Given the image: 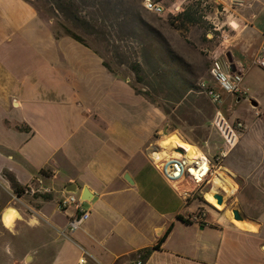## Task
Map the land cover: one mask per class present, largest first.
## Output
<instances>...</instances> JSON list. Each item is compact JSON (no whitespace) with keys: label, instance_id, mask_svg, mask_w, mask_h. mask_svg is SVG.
<instances>
[{"label":"crops","instance_id":"obj_1","mask_svg":"<svg viewBox=\"0 0 264 264\" xmlns=\"http://www.w3.org/2000/svg\"><path fill=\"white\" fill-rule=\"evenodd\" d=\"M262 3L264 7V1L244 0L236 7L242 10L241 18L230 22L232 30L225 32V53L259 19L254 6ZM53 25L30 0H0V191L1 198L2 190L10 196L0 203V264L32 260L28 254L11 260L5 253L8 231H14L5 224L6 211L15 208L19 213L15 228L33 223L20 203L10 206L12 180L24 190L20 200L39 207L60 231L69 234L67 225L75 213L57 204L70 184L77 186L73 194L90 212L82 227L69 234V247L61 246L47 264H61L68 249L77 253L70 264L82 256L88 264H138L140 256L143 264H264L263 121L245 126L239 145L225 158L222 169L229 170L239 186L235 195H227V209L221 210L222 216L201 209L206 217L197 221L194 215L200 211L191 208L196 198L184 202L146 154L159 134L172 133L166 130L164 110L137 94L129 81L109 73L93 49L64 32L58 38ZM263 44L264 34L261 48ZM233 59L243 73L244 66ZM244 81L243 74V89ZM215 88L223 99V93L228 94ZM200 94L214 114L208 96ZM263 115L256 113L257 118ZM200 138L218 154L210 128ZM38 182L52 188L47 199H34L28 190ZM235 208L242 222L254 228L236 224ZM149 249L152 254L146 257Z\"/></svg>","mask_w":264,"mask_h":264},{"label":"rangeland","instance_id":"obj_2","mask_svg":"<svg viewBox=\"0 0 264 264\" xmlns=\"http://www.w3.org/2000/svg\"><path fill=\"white\" fill-rule=\"evenodd\" d=\"M30 1L42 15L54 22V26H56L59 32L66 33L64 27H67L73 33L82 36L90 47L96 49L107 60L117 76L129 81L135 91L142 93L143 96L154 102L155 105L161 107L165 113H168L169 116L166 122H168L169 127H166V130L172 133L166 134L169 140H165V143L169 145L171 142L170 148H182L185 144L193 145V143H197L202 145L201 147H205L210 152V156L213 157L217 152L213 151L212 147L204 143L200 138H203L210 128L213 136H215L214 140L213 138L211 140V145L221 150L223 147V142L220 139L221 133L217 128L210 127V122L213 118L212 107L204 95H201V92L197 90L199 82L204 78H208V56L205 55L204 48H209L214 56H219L221 50L225 48L220 41L217 44L208 41L209 38L206 34L208 24L200 23L177 29V27L172 25L175 16L168 10L163 15H156L142 10L144 24L142 26L137 24L133 28L137 32V39L141 42L140 45H133L137 51L138 59L143 65L142 76L145 80L140 83L136 75L127 66L118 63L115 59L114 48L112 46L96 36L89 35L88 31L85 30V23L66 19L53 5L54 0ZM175 1L177 0H165L169 10L175 4ZM195 1L179 0V4L182 3L185 8L187 4L191 5ZM236 7L222 3L220 0H208V20L218 27L221 32L230 33L232 30L230 22L238 21L241 18L242 10H238ZM254 9L259 14V19L254 22L253 27L246 29V33L243 32L240 38L235 40V47L232 46L230 50L233 52L236 64L241 63L244 66L243 74L245 75V81L243 86L245 89H248V94L241 97L240 101H237V96L223 93L224 99L219 107L230 123L244 122L245 126H249L256 120H262V124L264 125V115L259 118L256 116L257 112L264 111V69L256 64V60L260 56L264 57V53H261L260 49L264 34L263 3L256 4ZM90 11V9H83L81 16L89 17ZM240 31L241 26L235 34H238ZM238 43L240 44L239 47ZM128 44L132 46V44ZM122 45L124 46V50H128L125 47L126 44ZM237 47L238 49H236ZM207 81L209 85H216L212 79H208ZM189 86H194V89L186 93V88ZM250 98L258 101L260 106L257 110L251 108ZM233 101L234 103H232ZM183 114L194 118L190 123L198 121L197 123L200 125L198 127L188 126L182 119ZM262 130L264 132V128ZM179 135L185 141L177 140L175 136L180 137ZM224 161L221 163L222 167H224ZM53 187L56 189V186ZM44 188H49L51 192L45 191ZM28 190L33 194L34 199L53 194V190L48 184L44 185L43 183L40 184V182L37 183L36 187L28 188ZM207 191H209V188H205L203 193ZM240 194L246 196L247 191H242ZM240 194L238 195L239 197ZM76 195L78 196V194ZM9 197V194L2 190L0 203ZM12 198L14 201L10 206L17 208L20 206L18 203H20L28 211L30 217H27V219H32L33 223L31 222L28 225L27 222H24L25 226H17L13 232L8 231V243L5 253L9 259H15L14 257L22 259L28 254V256L32 257V260L27 261L25 259L21 263L17 259L18 262L16 263L47 264L48 258L53 260L58 255L61 246L66 244L69 247L70 232L69 234L66 232L67 236L63 235V231L58 230V227L40 213L39 207L37 208L36 206H31V204L22 202L16 194H11ZM205 201L196 198L192 202L191 208L197 212L202 209L222 216L220 209L208 201V203H205ZM227 205H229L228 199L226 200L224 209H227ZM45 242L51 243L49 245ZM62 255L63 260L61 264H70L77 253L74 250L68 249L66 252L63 251ZM33 261L35 262L33 263Z\"/></svg>","mask_w":264,"mask_h":264},{"label":"built area","instance_id":"obj_3","mask_svg":"<svg viewBox=\"0 0 264 264\" xmlns=\"http://www.w3.org/2000/svg\"><path fill=\"white\" fill-rule=\"evenodd\" d=\"M220 1L227 2L231 6H239L244 3V0ZM254 1L262 2L264 0ZM142 4L146 11L156 15H163L168 10L172 15L177 16L184 11V6L182 3L179 4V0L175 1V4H173L170 10L165 0H143ZM216 29L219 30L218 27H216ZM208 38H213V34H208ZM220 39L222 46L226 47V44L229 42L228 34L222 32ZM226 49L227 48L224 49L221 55L212 58L209 68V78L200 83L202 91L208 96L215 107L211 125L217 128L223 137V147L218 154L211 157L210 152L207 151L205 147L198 145H192L187 149L181 147L172 149L163 145L165 140L168 139V137L163 136V134L158 135V143L151 144L146 150L147 157L152 166L186 203L198 196L205 199V202L208 201L205 195L206 192L203 193V190L209 188V191H211L214 188L216 172L222 168L221 163L229 155L231 150L237 146L240 140V134L243 129H245V125L242 122L230 123L219 108L223 102V96L222 93L215 88L216 86L228 94L236 96L248 94V90L242 88L243 73L238 70L233 71L232 65L225 56ZM206 52H208V50H206ZM261 53H264V44L261 48ZM256 64L264 69V57L260 56L256 60ZM208 79H212L216 85H209ZM40 184H42V182H40ZM44 190L51 192L49 188H44ZM216 193H220L226 197V193H224L221 188H218V192ZM57 204L60 210L71 208L75 210L74 215L67 225L70 234L78 231L90 218V212L83 208L82 201L78 200L73 193H66L64 197L58 200ZM194 217L195 220L202 221L205 219L206 214L200 211L197 215H194ZM62 234L67 236L65 231H63ZM77 264H88L85 256L80 257ZM138 264H143L142 256L139 257Z\"/></svg>","mask_w":264,"mask_h":264},{"label":"trees","instance_id":"obj_4","mask_svg":"<svg viewBox=\"0 0 264 264\" xmlns=\"http://www.w3.org/2000/svg\"><path fill=\"white\" fill-rule=\"evenodd\" d=\"M143 0H54L53 5H55L56 9L63 14L66 19H70L74 22H83L85 23V30L88 31L89 35L96 36L103 41L107 42L110 46L114 48L115 59L118 61L120 65L127 66L135 75L138 82H144L143 73V65L139 61L137 56V51L135 50L134 44L140 45L141 42L137 39V32L133 30L137 24L142 26L144 24L143 20V11L145 8L142 6ZM207 2L208 0H196L191 5L187 4L184 8V11L179 15L175 16L172 21V25L177 27V29H181L188 25H197L200 23L208 24L206 29V34L212 33L213 38H209L208 41L210 43L217 44L218 41L221 42L220 35L222 32L216 29V26L208 20V12H207ZM83 9H90L89 17L87 19L85 16L82 17L81 13ZM146 11V10H145ZM54 26V25H53ZM84 27V25H83ZM66 29L65 35L71 36L74 40L79 43L93 49L97 54L101 57L102 55L93 47H90L85 39L73 33L69 28L64 27ZM54 29L57 32V36L59 38L60 32L54 26ZM114 41V42H113ZM128 43L132 44L129 45ZM121 44V45H120ZM122 44H126L125 47L128 50H124V46ZM131 50V51H130ZM208 50V52H206ZM205 55L208 56V78H209V68L211 65L212 58L215 57L213 52L209 50V48H204ZM134 56V59H133ZM103 58V65L107 69V71L113 75L117 74L111 67V65L107 62V60ZM207 78H204L205 80ZM198 84L197 90L202 92V88L200 83ZM194 86H189L186 88V93L193 91ZM137 94L143 95L142 93L136 91ZM239 98H241L239 96ZM152 102V101H151ZM155 104L154 102H152ZM168 117V113H165ZM183 121H192L194 118H191L187 114H183ZM165 127H169L168 122H166ZM177 140L184 141L181 137L175 136ZM192 144V143H191ZM193 145H195L193 143ZM13 188L15 194L21 197L24 193V190L21 189L18 184L12 180ZM46 199L49 197L44 196ZM200 198L204 201L201 197ZM207 203V202H205ZM182 219V218H180ZM183 220V219H182ZM189 223L190 220H184ZM156 249V248H155ZM153 249H149L146 251V257H149L152 254Z\"/></svg>","mask_w":264,"mask_h":264},{"label":"bare ground","instance_id":"obj_5","mask_svg":"<svg viewBox=\"0 0 264 264\" xmlns=\"http://www.w3.org/2000/svg\"><path fill=\"white\" fill-rule=\"evenodd\" d=\"M191 146L192 145L185 144L184 146H182V148L187 149V148H190ZM174 148H176V147H174ZM237 184L238 183H236L235 179L233 178V175L230 173L229 170H227L225 168L219 169L215 175L214 188L211 191L206 192V194H205L206 198L211 204L216 206L218 209L223 210L225 208V205H226L227 195H229V194L235 195L236 192L238 191L239 186ZM218 188H221V190L224 191V193H226L225 202L223 204H218L216 202L214 196H213L214 193L218 192ZM4 217H5V224H6L7 228H9L10 230H14V228H15L14 224H15L16 220L19 218V213L15 210V208H9L6 211ZM235 222L239 226H248L249 228H254L252 225H246L242 221H236L235 220Z\"/></svg>","mask_w":264,"mask_h":264},{"label":"water","instance_id":"obj_6","mask_svg":"<svg viewBox=\"0 0 264 264\" xmlns=\"http://www.w3.org/2000/svg\"><path fill=\"white\" fill-rule=\"evenodd\" d=\"M226 58L228 59L229 63L232 65V69L233 71H236V67H235V64H234V59H233V56L231 54V52H227L225 54ZM250 101V106L252 109H257L258 108V102L254 99H249ZM126 179L128 181L129 180V177L126 176ZM76 185L74 184H70L67 188V192H70V193H77V186L75 188ZM86 194H87V191H86ZM214 198L217 200V203L218 204H223L225 202V197L220 194V193H214L213 194ZM89 196H85L84 199H87L88 200ZM0 200H1V191H0ZM232 214H233V219L236 220V221H243V216L241 214V212L239 211V209H233L232 210Z\"/></svg>","mask_w":264,"mask_h":264}]
</instances>
